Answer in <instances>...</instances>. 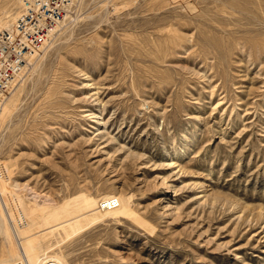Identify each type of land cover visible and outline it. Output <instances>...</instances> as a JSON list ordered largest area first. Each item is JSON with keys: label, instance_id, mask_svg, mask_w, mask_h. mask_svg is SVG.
Wrapping results in <instances>:
<instances>
[{"label": "rangeland", "instance_id": "rangeland-1", "mask_svg": "<svg viewBox=\"0 0 264 264\" xmlns=\"http://www.w3.org/2000/svg\"><path fill=\"white\" fill-rule=\"evenodd\" d=\"M40 52L0 118V203L42 217L43 258L264 264V0H77ZM9 234L0 204V264Z\"/></svg>", "mask_w": 264, "mask_h": 264}, {"label": "built area", "instance_id": "built-area-1", "mask_svg": "<svg viewBox=\"0 0 264 264\" xmlns=\"http://www.w3.org/2000/svg\"><path fill=\"white\" fill-rule=\"evenodd\" d=\"M22 10L9 28L0 26V118L8 94L31 63V58L51 41L77 0H21ZM112 209L118 198L102 199ZM57 264L46 261L43 264ZM13 264H30L26 259ZM61 264V263H60Z\"/></svg>", "mask_w": 264, "mask_h": 264}, {"label": "bare ground", "instance_id": "bare-ground-1", "mask_svg": "<svg viewBox=\"0 0 264 264\" xmlns=\"http://www.w3.org/2000/svg\"><path fill=\"white\" fill-rule=\"evenodd\" d=\"M21 10H22V7H21ZM20 13H19V15H20ZM19 15H18V17H19ZM18 17L16 18V20L11 22L9 24V26H2V25H0V26L9 28L17 21ZM59 29H60V27H59ZM39 54H41V52L35 54L34 56H37ZM13 103H14V100L11 98L8 100V102L5 101V105H4L2 112L6 111L5 107H11ZM7 169H8L7 165L0 164V192L1 191L4 192V190H5L6 177L8 174ZM113 198H117V197H113ZM0 204H1V209H2L3 213L5 214L6 219L8 221L9 231H10L9 236H10L11 242L13 243V246L15 247L12 258L6 257L5 260L3 261V264L4 263L5 264H11L12 262L14 263V262L22 260V259H26L30 264H43L46 261H51L54 263L56 262L57 264H60V263L65 264V262L60 257H57V256L48 255V256H45L44 258L42 257L44 254L50 253V251H47V252L43 251L42 248H40L39 245H37L33 239L34 226L37 222H39L41 220V218H42L41 216H39V215H37V216L28 215L29 217L25 218L24 216H22L19 213L20 210L18 211V209L16 207L15 208H16L17 215H15V212H13L14 210H12V211L8 210L6 207V204L4 202H2V200H1ZM7 205H8V203H7ZM119 205H120V201H119ZM100 207H101V204H100ZM102 209H106V208H102ZM112 209H114V208H112Z\"/></svg>", "mask_w": 264, "mask_h": 264}]
</instances>
